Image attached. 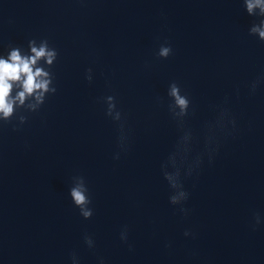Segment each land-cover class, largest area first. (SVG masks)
<instances>
[{
	"label": "clouds",
	"instance_id": "clouds-1",
	"mask_svg": "<svg viewBox=\"0 0 264 264\" xmlns=\"http://www.w3.org/2000/svg\"><path fill=\"white\" fill-rule=\"evenodd\" d=\"M243 5L249 16L259 18L258 22L254 21L251 24L248 34L264 43V0H243ZM172 54L173 48L170 42L165 41L159 45L156 57L167 59ZM58 56V50L50 45L47 38L28 40L27 50L20 46H9L6 55L0 54V124L11 123L15 118L16 124L13 125V130H19L20 126L28 122V114L38 113L47 98L57 93L55 74L52 69ZM84 78L89 84L93 82L94 73L91 67L86 69ZM262 83H264V73L247 85L249 94L254 95ZM167 97L168 112L176 122L181 135L174 145V150L161 165V171L171 189L169 203L175 206L184 217H187L191 210L184 205L189 199V192L184 187L182 177H190L198 173L205 157L209 163L213 161L219 151V137L234 134L237 130V120L230 109L225 106L228 104V98L225 97L224 104L216 106L218 111L216 119L205 125L203 150L193 155L197 139L186 124L191 100L176 81L168 85ZM157 102L163 104V97H157ZM98 103L105 106V116L118 126V151L114 153L113 159L119 160L121 154L126 153L130 147L127 118L118 107L115 95L101 96L98 98ZM69 196L84 220L93 217L92 198L83 175L77 174L71 177ZM261 223L260 214L254 213L252 230H255ZM183 235L193 238L195 236L190 229H186ZM119 238L122 243L128 244L131 250L127 225L122 226ZM83 241L89 249L95 248V240L90 234L85 233ZM70 260L71 264H80L79 255L75 251L70 253ZM99 264H105L102 257L99 258Z\"/></svg>",
	"mask_w": 264,
	"mask_h": 264
}]
</instances>
